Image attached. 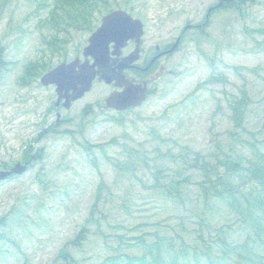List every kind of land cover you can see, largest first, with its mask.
<instances>
[{"label": "rangeland", "instance_id": "374dc122", "mask_svg": "<svg viewBox=\"0 0 264 264\" xmlns=\"http://www.w3.org/2000/svg\"><path fill=\"white\" fill-rule=\"evenodd\" d=\"M216 1H101L92 13L94 28L88 30L81 24H48L52 0L48 5L0 0V45L8 62L0 78V171L24 164L29 146L32 153L43 148L42 160L0 181V217L6 215L0 226V264H66L59 256L64 247L81 264L108 259L141 264L138 258L150 264L157 255L150 249L153 241L159 242L167 264L175 256L179 264H195V257L200 264H264L263 236L244 226L222 200L205 206L202 172L186 151L210 153L215 141L223 140L234 154L251 158L249 145L257 140L264 152V0L245 1L241 12L220 10L201 24ZM106 5L144 21V45L151 48L173 41L186 24L205 25L209 35L201 37L195 27L187 30L185 42L163 59L164 68L146 74L153 80L151 92L139 106L105 109V97L115 87L95 79L83 97L59 110L60 120L68 121L37 139L56 123L51 109L56 92L40 82L42 74L22 84L25 63L43 58L52 68L83 58L88 37L109 12ZM52 34L62 38L59 50L42 41ZM210 76L216 79L197 89ZM242 86L250 98L246 131L236 129L230 136L228 101ZM118 115L122 124L113 119ZM87 142L105 145L101 150ZM125 144L143 149L126 150ZM155 172L165 187L179 180L176 189L154 185ZM101 176L106 188L97 198ZM233 184L247 185L239 176ZM94 202L99 211L92 218ZM83 226L78 244H70ZM245 242L246 247L231 249Z\"/></svg>", "mask_w": 264, "mask_h": 264}, {"label": "trees", "instance_id": "16d2710c", "mask_svg": "<svg viewBox=\"0 0 264 264\" xmlns=\"http://www.w3.org/2000/svg\"><path fill=\"white\" fill-rule=\"evenodd\" d=\"M101 1L104 3L107 0H52L53 4L49 11V16L47 22L50 25H58L60 22H64L68 26L77 27L81 24L88 30L94 28L93 10L96 5ZM247 0H234L224 2L220 8L213 10V15L215 12L220 10L235 9L241 12L242 5ZM43 5H48V0H43ZM106 11L110 10L107 5ZM204 23V18L202 19ZM207 25V23H205ZM198 34L201 37H207L209 34L205 30V25L198 27ZM49 49L59 50L61 48L62 38L57 34H52L47 38L42 40ZM7 61L3 55V47L0 45V78L4 68L7 65ZM51 67L47 65L43 58L34 59L28 61L24 65L23 74L19 76L20 82L23 84H28L31 77H39L45 71L49 70ZM138 76H144L146 72H136ZM148 74V73H147ZM213 78L210 76L201 83H199L197 89L207 83L213 82ZM151 89L149 90V93ZM249 95L244 86L239 88V95L231 94L228 101V105L231 110V119L233 122V129L228 130L230 136L234 135V131L239 129L241 131H246L244 127V121L249 104ZM52 108L55 109L54 105L51 104ZM88 106L84 108V112H87ZM129 108L128 110H131ZM121 114V113H120ZM113 118V117H112ZM69 118H64L60 120L59 123H54L49 125V127L41 131L39 139L41 136H46L50 132H56L61 123L68 121ZM119 124L123 123L121 115L113 118ZM128 136V135H126ZM36 139V140H37ZM118 143V142H117ZM258 141L254 140L250 142L249 147L252 148V157L246 158L241 154H234L232 151L234 148L227 147L223 144V140L215 141L213 145V150L210 153L202 154L197 151H193L187 148V152L193 154V161L191 165L197 167L201 170L203 179L201 180V186L204 194V204L205 206L214 203L217 199L222 200L230 209H232L244 224V226L251 227L257 233L258 238L264 237V152L257 145ZM105 144H95L94 146L87 142L89 147H98L103 150ZM224 146L228 149L225 152ZM142 148L139 144V148L136 149L133 146L127 147L124 145V149L138 151ZM143 149V148H142ZM143 154V152H141ZM24 157V158H23ZM23 161L28 162V168L34 164L35 160H42L43 158V148H38L34 153L29 146L28 149L24 151ZM119 163H117L118 165ZM7 165V164H5ZM116 165V163H115ZM42 176V175H41ZM235 176H239L242 184H247L244 189L240 184H233ZM12 176L9 178L11 179ZM155 183L154 185H161L160 177L157 172L154 173ZM179 180H171L167 183V186H163L165 189H176ZM106 188V184L101 176L100 182L97 186V198L101 195L103 189ZM214 199V200H213ZM99 211L97 202H94L91 208V217ZM6 215L0 217V226L5 223ZM97 220V218L95 219ZM229 226V224H227ZM86 226H83L81 230L70 240V244H78L82 235L86 231ZM200 238H202L200 234ZM217 239V238H216ZM248 243L235 244L231 249L236 250L238 248L246 247ZM182 249H187L188 246L183 242ZM153 247V248H151ZM157 249L156 259H152L153 264H167L162 260L160 255V247L158 241H153L150 243V249ZM209 248V246H207ZM59 256L65 261L66 264H81L77 262L65 247L60 251ZM141 264H148L145 258H138ZM117 260L108 259L102 264H116ZM150 263V264H152ZM195 264H200L198 259L195 257ZM169 264H179L178 256L173 257ZM184 264H189L185 262Z\"/></svg>", "mask_w": 264, "mask_h": 264}, {"label": "water", "instance_id": "95a60500", "mask_svg": "<svg viewBox=\"0 0 264 264\" xmlns=\"http://www.w3.org/2000/svg\"><path fill=\"white\" fill-rule=\"evenodd\" d=\"M228 1L234 0H218L216 5L211 6L206 13V20L212 9ZM143 33V23L139 18L133 17L123 9H114L102 16L100 25L88 37V43L82 50V60L80 57H75L68 62H61L44 73L40 81L43 85L56 86L57 103L65 96L66 100L63 104L65 107H69L73 101L84 96L96 77L106 83L114 82L115 86L121 87L120 90L111 91L105 98L106 108L121 111L130 106H138L146 98L147 82L131 81L126 77L124 69L138 58ZM129 40L136 42V48L112 67L114 61H111V57L117 56ZM178 43L179 38L168 50L161 52L158 56L173 51ZM27 167L26 162L21 164L19 161L10 169L1 170L0 181L14 173L20 174L26 171Z\"/></svg>", "mask_w": 264, "mask_h": 264}, {"label": "flooded vegetation", "instance_id": "af4514ba", "mask_svg": "<svg viewBox=\"0 0 264 264\" xmlns=\"http://www.w3.org/2000/svg\"><path fill=\"white\" fill-rule=\"evenodd\" d=\"M212 5H214V4H212ZM212 5H210V6H212ZM213 10L211 11V14H212ZM204 20H205V17H204ZM142 23H143V28H144V26H145L144 21H142ZM201 24L200 23L199 24H192V25L186 24L184 27H182V29L179 31V33L176 35V37L173 41H169L163 45H160L159 43H155L152 48L149 47L148 45L147 46L144 45L145 41L143 40V36H142L140 44H139L138 58L135 61H133L129 67L124 69V73H125L126 77L128 79H130L131 81L136 82V83L137 82H147L148 88H147L146 93H148L150 90L149 85L151 84V82L153 80H152V78L148 77L146 74L147 73L149 74L150 70L152 68L155 69L157 66L160 67L161 69H163L164 68L163 59L167 58L166 56H170L171 54H173L174 51L176 52L180 48V46L185 42V40H186V34L185 33L187 32V30H191V29H193V27H195L197 29L199 27V25H201ZM178 38H179V43H178V47H176L175 50L170 51V52H166V53L158 56V54H160L161 52H165L166 50H168L175 43V41ZM136 46L137 45H136V42L134 40H129L127 42V44L121 48L120 53L117 56L111 57V61H114V63L112 64V67L116 66L124 57L129 55L136 48ZM148 65H150V66L147 69H143L144 67H146ZM143 71L146 72V74L144 76H138L136 73V72H143ZM97 80H99V79H97ZM99 81H102V80H99ZM108 84L114 85V82L108 83ZM51 86L55 87V92H56V100L53 103V105L55 107L56 115H57L56 122L58 123V121L61 119V114H60L59 110H61L62 108L65 107L63 104L66 100V97L63 96L61 98V100L59 101V103H57L58 93L56 91V86L53 84ZM114 87L117 90L121 89V87H118V86L116 87L115 85H114ZM63 93L65 94V91H63Z\"/></svg>", "mask_w": 264, "mask_h": 264}]
</instances>
